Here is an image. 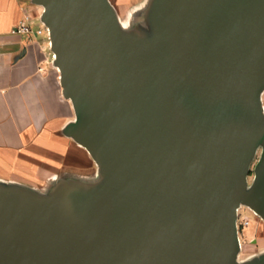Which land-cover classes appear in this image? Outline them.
<instances>
[{"label":"water","instance_id":"1","mask_svg":"<svg viewBox=\"0 0 264 264\" xmlns=\"http://www.w3.org/2000/svg\"><path fill=\"white\" fill-rule=\"evenodd\" d=\"M35 3L76 107L71 136L116 216L0 192V264H232L239 202L264 216V150L245 188L264 143V0H171L158 60L123 38L106 0Z\"/></svg>","mask_w":264,"mask_h":264},{"label":"crops","instance_id":"2","mask_svg":"<svg viewBox=\"0 0 264 264\" xmlns=\"http://www.w3.org/2000/svg\"><path fill=\"white\" fill-rule=\"evenodd\" d=\"M170 1L106 0L125 40L144 34L147 26L157 40ZM41 11L35 0H0V192L44 198L73 183L60 178L76 175L77 159L89 155L71 136L76 107L64 94ZM25 13L32 17L30 35L14 32Z\"/></svg>","mask_w":264,"mask_h":264},{"label":"rangeland","instance_id":"3","mask_svg":"<svg viewBox=\"0 0 264 264\" xmlns=\"http://www.w3.org/2000/svg\"><path fill=\"white\" fill-rule=\"evenodd\" d=\"M131 35L134 34L131 33ZM140 36L141 37L139 38H142L143 41L138 39L131 40L129 42L130 45L134 48H140L142 51L146 50L149 54H151V58L158 60V42L154 31L147 26L144 34ZM257 95L260 105L264 106V84H262L258 89ZM77 123H79L78 119ZM259 134L260 136L258 139L257 150L246 174V191L250 190L254 184L255 167L261 157L262 150H264V147H262L261 132ZM84 151L87 155H89V157L86 161L81 158L77 159L76 175L63 174L60 178L61 180H65V178L71 179L73 183H65V185L63 184L62 187H59L61 188V193L59 191H54L52 193L47 192V194L51 195L43 198L44 203L48 206L49 210L60 212L63 208L67 207L65 205L67 204L65 201L68 199L73 201L77 200L92 206L94 210L100 214L116 216L114 207L106 197V179L104 177V180L100 175L101 170L96 164L94 158L91 157L92 155L86 150ZM84 167H86V170H83ZM25 195L27 197L30 196L29 194ZM237 209L239 244L235 251L232 264H264V220H262L259 216L254 215V212L249 208V206L243 202H239ZM245 222H248V225H246Z\"/></svg>","mask_w":264,"mask_h":264},{"label":"bare ground","instance_id":"4","mask_svg":"<svg viewBox=\"0 0 264 264\" xmlns=\"http://www.w3.org/2000/svg\"><path fill=\"white\" fill-rule=\"evenodd\" d=\"M41 7V10L43 11V12H47L48 11V8H47V6L46 5H43V6H40ZM55 56H56V59H57V55L55 54ZM257 98H258V95H257ZM260 112H261V114L262 115H264V106H262V105H260ZM258 139H259V137H258ZM258 139H257V142H256V147H255V152H254V154L256 153V150H257V144H258ZM261 141H262V139H261ZM78 145H80L83 149H85L89 154H91L92 155V153H91V150L88 148V147H86L84 144H82V142L81 141H78ZM262 147H264V143H262ZM95 160V159H94ZM95 162H96V164L98 165V167L100 168V165H99V163H98V161L97 160H95ZM100 170H101V168H100ZM255 177V176H254ZM106 179V178H105ZM106 181H107V179H106ZM255 182V181H254ZM245 188H246V178H245ZM248 206V205H247ZM253 212H254V215H257V216H259L262 220H264V216H261V214L256 210V209H254V208H251V207H249ZM235 215H236V219H235V230H236V241H237V246H238V244H239V236H238V228H237V219H238V209L236 208V210H235Z\"/></svg>","mask_w":264,"mask_h":264},{"label":"built area","instance_id":"5","mask_svg":"<svg viewBox=\"0 0 264 264\" xmlns=\"http://www.w3.org/2000/svg\"><path fill=\"white\" fill-rule=\"evenodd\" d=\"M43 11H41V14ZM45 27V26H44ZM45 30L48 33V29L45 27ZM14 32L19 33V34H24V35H30L33 34V29H32V17L30 14L25 13L22 17V19L19 21L17 24L16 28L14 29ZM42 30H36L35 34H41ZM246 225H248V222H245Z\"/></svg>","mask_w":264,"mask_h":264}]
</instances>
